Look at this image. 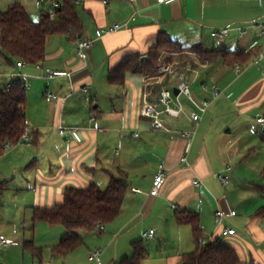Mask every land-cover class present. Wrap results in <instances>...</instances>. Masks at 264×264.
I'll list each match as a JSON object with an SVG mask.
<instances>
[{
  "label": "crops",
  "instance_id": "0c3cea01",
  "mask_svg": "<svg viewBox=\"0 0 264 264\" xmlns=\"http://www.w3.org/2000/svg\"><path fill=\"white\" fill-rule=\"evenodd\" d=\"M16 3L23 5L33 20L41 19L51 9L48 1L0 0V10ZM77 10L83 22L82 33L77 38L68 34L50 35L43 60L46 67L66 70L69 74L46 81L44 87L43 83L36 85L31 93L27 88L26 115L28 126L34 130L33 144L20 147L17 143L7 147L5 143V150L0 153V187L15 184L22 194L21 206L33 212L34 206L61 202L69 186L83 188L92 183L108 186L113 175L123 174L129 188L122 213L109 223H113L112 238L119 236L118 230L123 226L128 228V235L138 233L133 225L140 226L143 239H148L144 237L145 232L154 229V236L149 238L156 240L159 232V238L166 242L160 252V255L167 254L165 264H183V254L195 251L198 242L190 225L177 223L175 212L193 210L201 214L205 237L220 238L234 246L242 258L239 264H264V217L254 215L264 205L263 198L252 203L239 218V203L228 200L237 215H226L222 222L236 230L233 235H221L215 221L219 208L228 211L227 186L222 185L217 174L232 165L228 162L232 157L229 151L233 134L231 122L222 121L221 125L220 122L232 115L244 122L243 128L240 127L243 130L249 129L248 123L254 120L264 127V123L258 121V117L264 115V56L258 63H254L256 56L239 63L243 65L240 73L235 70L236 63L226 65L221 59L202 61L196 65L194 73H189L194 93L211 99L197 129L189 164L180 160L185 146L183 130L190 126L191 105L186 97L182 96L185 113L179 117L163 115L170 131L157 130L150 119L141 115L145 73L127 74L125 84L121 85L123 93L116 89L119 84L109 80L111 69L125 56L140 52L142 58H147L148 47L160 33L185 45L201 42L209 50H221L210 49L211 32L228 28L227 37L236 30L237 39L220 40L225 45L222 49H256L264 54V0H176L171 3L108 0L107 4L103 0H85L77 5ZM117 22L126 26L99 37L103 27ZM241 29L245 31L243 35H240ZM83 37L96 40L87 58L82 59L77 53L64 56V44L72 40L78 44ZM53 44L56 48L51 50ZM17 61L0 55V70H6L11 79L28 80L30 87L32 79L35 83L41 82L43 70L27 62L19 67ZM166 80L175 93V83ZM203 83L217 84L221 94L214 97L211 91H204ZM195 84L199 87L194 88ZM159 89L157 85L154 93ZM90 90L93 91L90 93ZM47 91L56 93L58 98L48 101ZM60 124L79 127L82 141L61 135ZM137 131L139 136L136 137L133 133ZM250 135L253 137L250 152L263 147L264 132ZM114 147L118 148L115 153ZM154 161L158 162L156 167H152ZM160 164H165L168 177L159 194L152 195L153 180ZM195 178H201L204 186H195ZM190 187L194 193L190 192ZM226 219L231 221L228 225L224 222ZM109 224H104V231L97 230L103 233ZM146 225L148 228L144 229ZM92 233L86 231V235H81L84 244ZM0 234L5 235L1 229ZM111 237L107 236V241ZM120 240L114 255L115 264L133 255L131 245L121 247ZM55 260L53 255L47 264H54Z\"/></svg>",
  "mask_w": 264,
  "mask_h": 264
},
{
  "label": "trees",
  "instance_id": "16d2710c",
  "mask_svg": "<svg viewBox=\"0 0 264 264\" xmlns=\"http://www.w3.org/2000/svg\"><path fill=\"white\" fill-rule=\"evenodd\" d=\"M83 31L82 18L73 0H64L56 9V16L44 14L40 20H33L26 8L21 4H13L6 10H0V55L11 61L24 60L27 63L43 61L46 57L47 39L53 34H68L77 38ZM168 51L193 50L198 52L205 61L221 59L233 66L235 63H245L258 55L256 49H221L209 50L201 42L185 45L165 33H160L148 47L147 58L137 52L125 56L109 75L111 83L124 85L126 75H155L160 66L159 56ZM27 88L17 82L7 89L0 90V153H3L7 142L17 144L28 125ZM264 139V137H263ZM129 185L125 175H113L106 188L96 183L88 187L69 186L64 190L61 202L52 206H34L33 222H46L50 225H61L65 233L54 245L55 256H66L83 243L80 231L91 232L99 224L113 222L123 211V204ZM264 196V184L257 185ZM254 215L264 217V205L259 207ZM178 224L190 225L198 247L193 252L183 254V264H239L242 258L237 249L227 242L217 238L202 246L200 240L205 237L201 227V214L193 210H177L175 212ZM144 239L133 243L134 252L131 257L122 259L118 264H142L148 252L143 245ZM27 248L36 256L42 258L43 252L35 247L33 242H27Z\"/></svg>",
  "mask_w": 264,
  "mask_h": 264
},
{
  "label": "rangeland",
  "instance_id": "374dc122",
  "mask_svg": "<svg viewBox=\"0 0 264 264\" xmlns=\"http://www.w3.org/2000/svg\"><path fill=\"white\" fill-rule=\"evenodd\" d=\"M237 33L236 30H232L227 39L233 38L236 40ZM183 42L188 43L185 41ZM64 45V56L67 54L75 55L77 53V44L74 40L66 42ZM208 45L210 49H222V47L225 46L220 40L212 37L209 39ZM55 48V44L50 46L51 50H54ZM89 53H91V50L88 51V54ZM159 61L161 63L159 68L163 64L168 63L173 64L174 69L187 70V67L191 65V69L187 70L189 74L194 73L198 66L197 64H201L202 61L205 60L202 59L198 52L193 50L168 51L164 49L159 56ZM158 71L156 74H158ZM8 74L9 73L6 72V70H0V90L4 89L11 80V76ZM169 77L170 76H166L165 79H168ZM40 79L41 82L37 83L34 82L35 80H31L32 86L28 88V93L35 91L36 85L41 83H43V87L46 85L45 83L48 80L43 77H40ZM195 87L198 88L199 84H195L194 88ZM116 89L119 93L124 92V86L120 85L116 87ZM92 91L90 90V93ZM222 121L223 123L231 122V131L233 133L230 138L232 146L231 150H229L232 157L230 161H228L229 164H232L233 171L230 175V183L226 187V198L231 203L233 201L239 203V206H237V218H239L245 214V209L247 210L252 203L257 202L261 198L264 199V196L257 190V185L264 184V144L263 147L258 146L256 150L252 149L250 152V146L253 139L250 133L258 136V134L264 132V127L254 120L253 122L248 123L251 125L249 129L243 130L241 128H243L242 125H244V122L240 119L234 118L232 115L224 117V119L221 120L220 125L223 124ZM13 145L14 144H12V146ZM18 145H20V147H22L21 145L24 146L21 142L16 146ZM117 150L118 148L114 147V153ZM157 165L158 162L154 161L152 167H156ZM106 186L107 185H102L101 187L106 188ZM189 189L190 192L194 193L192 187ZM21 197L22 194L15 187V184H3L2 187H0V229L5 233L7 238L13 240L12 245L8 247L0 246V264H47V260L54 255L52 251L53 247L64 235L65 228L61 225H50L46 222L34 223L32 220V209L21 206ZM224 222L228 225L227 222L231 221L226 219ZM112 224H109L107 231L103 233H100L97 229L93 230V233L86 244L83 243L84 245L82 244L74 250L71 255H68V257L56 256V262H54V264H96L89 259V251H93L97 248L103 249L102 259L104 264H115L116 259H114V255L116 254L118 239H121L119 241L121 242V247L126 244L131 245L132 254L134 250L133 243L142 240L140 226L133 225V228L138 230V233L132 232L130 235H128L127 232L128 228L124 229V226L120 227L118 230L119 236L117 235V237L112 238V235L110 234V227ZM147 226L148 225H146L144 229H147ZM80 234L84 236L86 235V231H80ZM107 236L111 237L108 241ZM247 238L250 239V237ZM27 242H33L35 247L43 252V258L34 255L33 251L27 248ZM143 245L148 252V256L143 259L142 264H165L167 261V254L164 252L163 255H160V252H162L161 247L165 248L166 242L159 238V232L156 236V240L150 238L144 239Z\"/></svg>",
  "mask_w": 264,
  "mask_h": 264
},
{
  "label": "built area",
  "instance_id": "2783aa9c",
  "mask_svg": "<svg viewBox=\"0 0 264 264\" xmlns=\"http://www.w3.org/2000/svg\"><path fill=\"white\" fill-rule=\"evenodd\" d=\"M48 1L51 4L50 9V16L55 18L56 16V9L61 7L64 3V0H42ZM176 0H158L160 3H171ZM262 1V0H260ZM76 5H81L85 2V0H73ZM104 4L108 3V0H103ZM125 23H113L108 26L103 27L99 32V37H103L105 35H109L115 33L125 27ZM230 29L228 28H220V29H213L211 32L212 37H215L221 41H224L227 35L229 34ZM264 32V29H263ZM245 31L243 29L240 30V35H243ZM96 40L90 37H83L78 40L77 44V54L80 58L86 59L88 56V51L91 50L95 46ZM264 54L263 52H259L254 59V63H258L262 60ZM17 66L22 67L26 64L24 60H18ZM35 66L38 69L43 70V73L40 75L41 77L50 80L60 76H65L69 74V71L66 70H58V69H51L46 67L43 61H38L35 63ZM191 69V65L187 67V70ZM178 70L177 68L174 69L173 64L165 63L163 64L158 71V74L150 75L145 74L144 82H145V93L143 96V103L141 108V115L147 119H150L154 129L157 130H168L170 128L167 127L164 121L163 115L171 116V117H179L183 113H185V107L182 101V96L186 97L187 101L190 103V112H189V119H190V126L183 130V136L185 138V146L183 150V154L181 156V162L185 164H189V155L192 150L193 141L199 127L200 121L203 118V115L206 113L207 109L210 106L211 99L208 97H198L191 88V81L188 74V71ZM236 72L240 73L243 70V65L236 63L235 64ZM19 75V74H17ZM16 76V75H15ZM166 76H170L168 82H174L176 85V89H178V93L175 94L173 89L165 79ZM165 81V82H164ZM21 82L22 86L29 88L30 82L28 80H17L13 78L9 81L7 86L4 89L11 87V85ZM157 85H160V89L158 93H154V89ZM202 88L204 91H211L214 97H218L221 94V88L217 84L208 85L206 83L202 84ZM55 98H58V95L52 91L46 92V99L51 101ZM258 121L260 123H264V115L258 117ZM81 129L76 126H68L64 124L59 125L60 134L64 137L69 139H75L77 141H82L81 136ZM134 136H139V132H134ZM34 140V130L30 126H26L25 131L21 137L20 142L25 145H32ZM12 144L10 142L6 143V146L9 147ZM233 166L227 165L226 168L221 172L218 173L217 176L220 179L223 186H228L230 183V175L232 174ZM168 177V169L166 168L165 164H160L157 170V173L153 180V186L151 189L152 195H158L160 192L161 186L166 182ZM193 183L197 187L204 186V181L201 178L193 179ZM134 191H140L139 189L134 188ZM228 211L225 212L223 209L219 208L215 212V221L216 227L220 229V233L223 236L226 235H233L236 233V230L230 227H226L223 225V218L226 215L235 216L237 215V211L231 206L230 202L226 200ZM174 207H176L174 205ZM97 228L100 231L105 230L104 224H99ZM154 236V229H150L149 231L144 233L145 238L153 237ZM211 239H207L203 237L200 240L202 246L207 245ZM13 240L7 238L5 235L0 234V246L1 247H8L12 245ZM102 251L103 249L97 248L90 252L89 259L91 261L96 262L97 264H102Z\"/></svg>",
  "mask_w": 264,
  "mask_h": 264
},
{
  "label": "water",
  "instance_id": "95a60500",
  "mask_svg": "<svg viewBox=\"0 0 264 264\" xmlns=\"http://www.w3.org/2000/svg\"><path fill=\"white\" fill-rule=\"evenodd\" d=\"M174 91H175L176 94L178 93V89H175Z\"/></svg>",
  "mask_w": 264,
  "mask_h": 264
}]
</instances>
